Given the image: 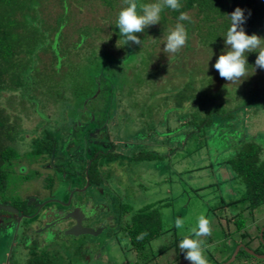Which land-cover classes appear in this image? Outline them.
<instances>
[{"label":"rangeland","instance_id":"obj_1","mask_svg":"<svg viewBox=\"0 0 264 264\" xmlns=\"http://www.w3.org/2000/svg\"><path fill=\"white\" fill-rule=\"evenodd\" d=\"M83 1L81 5L72 2L64 13V25L60 26L62 47L60 51H54V59L49 52L37 53V65H41L34 71L37 90L31 92V99L20 100L16 92L4 93L0 106H3V114L21 127L23 138L16 139V148L21 154L28 150L31 140L40 138L45 130L55 139L57 136L62 138L63 143L59 147L75 151L77 145L82 146L80 137L85 131L82 124H95L90 140L95 142L101 133L110 143L104 144V148L112 147L114 153L122 154L110 163L99 159L105 180L101 193L87 191L77 195L79 203L92 205L93 202L100 206V212L88 225L91 227L93 223L101 222L103 229L95 236H58L57 232L40 235L43 227L40 214L30 220L24 219L20 225L21 230L29 226L32 230L41 227L39 233H30V238L34 239L31 243L29 239L24 242L14 226L9 225L12 218L0 217V264H24L30 258L31 250L55 259L57 264H190L179 249V242L185 236L195 238L191 236L190 229L201 215L209 219L212 230L210 236L199 238L204 241L202 249L208 264L214 259L225 258L226 254L231 256L239 246L234 245L236 235L243 232L244 241H248L257 234L258 228H262L264 205L252 212L243 209V186L228 171L220 170L217 163L230 155L234 139H238L242 132L259 135L264 140V105H251L238 114V128H232L235 130L231 133L223 126L219 128V123V129L210 125L206 129L209 133H201H206L210 139L208 146L202 148L199 147L200 138L194 140L197 134H191L190 138L183 134L196 126L184 123L191 115H204L208 106V87L216 92L221 90L220 84H227L229 91H218L213 98L226 97L237 104H247L255 98L248 87L256 85L253 80L257 77L264 83V70L246 71V76L235 83L226 81L213 67L216 58L225 53V47L222 51L201 50L197 46V36L193 34L189 39L190 50L180 53L183 47L178 53L167 56L163 51L165 38L174 27L157 35L145 33L146 27L139 36L136 33L142 41L140 45L131 42L129 48L124 46L123 49L120 41L113 37L114 25L109 24L114 12L100 0H80L79 3ZM40 10L42 17L50 23L61 12L58 0H46ZM152 27H159V23ZM258 36L264 38V28ZM189 82L191 85L188 87ZM105 113H109L108 121ZM78 117L80 121L68 131L71 119ZM164 120L168 140L165 133L162 136L157 133ZM150 128L157 136L147 134ZM159 136L164 143L158 144ZM176 139L178 150L172 144ZM140 144L145 149L159 152L168 151L164 146L168 144L173 150L157 163L130 159L134 147ZM84 149L81 152H85ZM79 157L80 154L71 159L76 161ZM55 163L60 162L56 160ZM22 164H26L24 160ZM38 167L41 171L34 175L32 168ZM26 168L25 173L16 172L10 177L7 195L28 201L29 198H46L49 193H57V177H52V190L46 186L52 175V170L47 171L46 163L33 167L26 165ZM59 183L61 192L65 191L66 181ZM115 200L128 203L130 209L156 200L165 204L159 211L162 231H166L146 245L145 257L129 249L128 238L117 219ZM48 206L58 205L50 203ZM236 212L241 213L240 217L234 218L235 222L225 218ZM178 217L184 220L182 229L175 227ZM239 222L243 227L238 230ZM68 224L69 221H63L62 227ZM251 242L250 246L256 245V240ZM232 264H264V259L241 255L239 261Z\"/></svg>","mask_w":264,"mask_h":264},{"label":"trees","instance_id":"obj_2","mask_svg":"<svg viewBox=\"0 0 264 264\" xmlns=\"http://www.w3.org/2000/svg\"><path fill=\"white\" fill-rule=\"evenodd\" d=\"M45 1L46 0H0V105L3 103L2 96L4 93L16 92L20 100L26 99L29 101L31 99V92L37 90L34 71L41 65H37V53L40 51H45V53L49 52L52 55V59H54V51H60L62 47V27L60 28V26L64 25L66 17L64 13L68 10V6H71L72 2L80 5L84 4V1L83 3H79L80 0H58L61 12L56 14L53 22L50 23L42 17L40 10ZM100 1L114 12L113 19L109 22L111 26L112 24L114 25L115 31L113 30V37L120 41L123 49L124 46L129 48L131 42L125 44L124 38L119 34V28L116 26L118 13L125 7L123 0ZM136 2L139 12L140 5L154 3L156 0H136ZM180 4L181 8L178 11L165 8L160 15L159 27H152V25L148 26L145 32L157 35V33L161 31L165 33L168 28L175 27L178 22L182 23L188 35L184 49H182L180 53H184L183 50H190L189 39L191 34L197 36V46L201 50L206 48H211L210 50L213 49L215 51L224 50V36L230 27V20L227 15H230L238 7L244 11L245 22L242 27L247 35H258L264 28V0H180ZM180 12L187 13L190 20L178 21ZM43 24H46V27H43ZM97 29L99 30L98 27ZM140 34H142V32ZM140 34L138 33V36ZM257 56L258 52L246 53L248 63V65H246L247 72H252L253 69L262 70L255 68ZM217 59L218 58H216V60ZM257 78L253 80L256 84L254 87L249 86L248 83L249 93H254L253 97L256 99L254 98L248 101L247 104H237L234 100H230L231 98L226 97L214 99L213 97L218 91H229L227 84H220L222 86L221 90H217L216 92H213L209 87L207 88L206 85V100L208 106L204 109L205 113L203 116L199 117L195 115L188 117V120L184 124L190 127H196L192 130L184 131V136L190 138L191 134H197L194 140L197 141V139L200 138L199 147L202 148L208 146L207 141L210 139L205 135L207 132L209 133V130L206 131V129L210 125H214V129H217V124L219 123V128L223 126L228 133L237 129L239 125L237 122L238 114L246 111L251 105H264V83L260 80V77ZM190 85L189 82L188 87ZM2 107L0 106V203L1 205H8L15 208L17 214H32L37 209L33 206V202L28 204L26 198L24 201L7 195L10 177L16 172L17 174L25 173L24 169L26 165L33 167V165L49 163L51 154L56 152L57 144H61L63 141L59 136L55 139L52 133L45 130L40 138L36 137L32 139L28 150L21 154L16 148V142H18L16 139L18 137H21V139L23 138L20 134V132H22L21 127H19L16 122L11 121V117L9 118L7 114H3ZM105 115L108 121L110 118L109 113H105ZM71 120V124L68 127L69 129H67L68 131L75 122L80 121V118H72ZM95 120L94 118V121ZM102 121L103 119H101L100 122ZM163 127L159 126L157 133H159L160 136H162V133H165L166 140H168L170 138H168L169 136L167 137L168 129L166 120L163 121ZM232 128L235 129L232 130ZM42 131H44V129H42ZM152 131L151 128L148 129L147 134L150 136H157L156 134H152ZM205 131V135L201 134ZM64 134L65 133H63V135ZM58 141L60 143H57ZM234 141L230 148V155L221 159L217 163V166L220 167V170L223 169L228 171V173L233 176V179L243 186L244 197L242 201L245 204L243 209L252 212L264 205V140L260 139L259 135H247V132H242L240 137L238 139L235 138ZM161 143L164 142L160 137L158 144ZM172 144L175 145L174 149L179 146L177 139L176 141H172ZM69 145L71 146V143ZM166 145L164 146L167 147L166 149L168 151L173 150L169 148L171 145ZM168 151H165V153L164 151L159 152L145 149L140 144L134 147V151L130 154L129 158L139 162L151 161L152 163H157L168 155ZM118 156L122 157V154L109 151L106 152L105 155H98L96 159H91L90 165L86 170L89 187H102V183H105L102 172L100 171L103 165H99V159L103 158L105 162L110 163L117 160ZM23 160L26 163L24 165L22 164ZM55 164L58 165L57 163ZM32 169L34 175H37L41 171L39 167ZM29 176H31L30 173ZM53 176L54 173L52 172L51 178H49V182L46 184L48 189L52 188ZM112 192L115 194V198L118 199L115 190ZM163 205L165 204H163L161 200H156L155 202L146 203L134 209H130L128 203L122 201L116 202L115 212L117 214V219H119L120 228L123 234L128 238L127 243L129 249L138 256L145 257L144 250L146 245L157 238L160 233L166 231H162V221L159 211V208ZM240 213H232L230 218H228V215H226L227 217L225 218L235 222L236 219L234 218L240 217ZM10 214L13 213L0 209V217L8 218ZM238 221L241 220L238 219ZM226 222L229 223L228 221ZM237 226L238 230L240 227H243L241 222L237 223ZM261 227L263 229L261 236H259L260 228H258L257 234L248 241H244L243 239L245 233L235 234L237 239L234 240V245L242 244L256 254H264V224ZM145 233L146 235H143ZM234 233L236 232L234 231ZM234 233L231 235H234ZM141 235H143V239H138ZM253 240H256V245L252 247L250 244L253 243L251 242ZM241 255L247 257L252 256L243 248H240L232 262L239 261ZM225 256V258L219 260L212 259L213 261H211V264L225 262L229 259L230 254H226ZM29 257L30 258L24 264H57L55 259L44 256L38 252L35 253L32 250ZM232 262L229 264H232Z\"/></svg>","mask_w":264,"mask_h":264},{"label":"clouds","instance_id":"obj_3","mask_svg":"<svg viewBox=\"0 0 264 264\" xmlns=\"http://www.w3.org/2000/svg\"><path fill=\"white\" fill-rule=\"evenodd\" d=\"M123 4L125 7H123L118 13L116 26L119 28V34L124 38L125 44L132 42L137 45H140L142 41L139 39L136 33H141L146 27L159 23L160 15L165 8L175 11H178L181 8L180 0H156L154 3L140 5L139 12L137 10L138 5L136 0H123ZM227 16L230 20V27L224 36L225 53L218 57L214 64V68L218 71L221 78L230 83H235L238 80H242L246 76V65H248L246 53L258 52V56L255 60V68L264 70V46H262L264 45V38H261L256 34L247 35L245 33L244 28L242 27L243 23L245 22V16L244 11L241 8H236L230 15ZM184 20H190V17L187 13L180 12L178 21ZM187 35L188 34L184 25L179 22L176 23L174 29H170L165 38L163 48L164 53L167 56L178 53L185 46ZM91 117L93 122H95L93 116ZM84 125H88L89 129H87V131L90 130V124H82L81 128H83ZM107 149L108 150H105L106 152L113 150L112 147H107ZM34 200L36 199H33V201ZM40 208L41 207L36 209L33 216L27 217L25 220H30L41 214L43 219L40 221L44 223L43 221L47 216ZM20 221L17 219L15 222L18 224ZM55 225L44 229V227L47 225L43 224L42 229H40V233L50 229L51 227H54ZM175 227L177 229H182L184 227V220L179 217L176 218ZM59 228L63 229L65 227L62 228L61 226ZM96 228H100L102 231L103 226H98ZM66 229H64V231ZM211 231L209 219L206 218V216L201 215L197 218L196 225L190 229L191 236L195 238L185 236L180 240L179 249L185 253V259L188 260L190 264H208L207 258L204 255V251L202 249V244L204 241L199 238L210 236ZM143 235H146V233ZM143 235L138 237V239H143ZM62 236L65 235L62 234ZM23 240L25 242V239ZM238 245H240V248L245 247L242 244Z\"/></svg>","mask_w":264,"mask_h":264},{"label":"flooded vegetation","instance_id":"obj_4","mask_svg":"<svg viewBox=\"0 0 264 264\" xmlns=\"http://www.w3.org/2000/svg\"><path fill=\"white\" fill-rule=\"evenodd\" d=\"M92 126V125H90ZM86 127L88 125H84L83 129L84 135L80 137L82 146H76V150L74 151L73 149L69 147H59L60 144H57L56 152L52 153V157L49 159V163H46L47 170H52L54 173V177L56 179V185H57V193H49L46 198H39L33 201V199H28L27 203L33 202V206H35L37 209L41 207L44 211V214H46V219L43 221L45 225H48L54 221H58L61 219L66 213L72 211L74 208H79L80 209V221L81 225L85 227H90L88 225L89 222H93L95 217L97 216L99 210H101L99 205L93 204H82L77 202V195L82 193V192H87L90 191L91 193L97 192L101 193V187H95V186H90L88 184V178L86 176V170L90 165L91 159L94 158L96 159L98 155H105L106 151L108 149L104 148V144L106 145L109 142L107 139H104L103 135L99 133L100 137L95 138V142L93 140H90L89 135L90 133H93L92 130L96 126L93 125L90 127V130L87 131ZM72 133V132H71ZM98 135V136H99ZM79 137V136H78ZM78 137L76 140H78ZM71 138V137H70ZM88 138V141L86 140ZM104 141H106L104 143ZM57 143H60L59 141ZM101 144V145H100ZM82 147V148H81ZM87 147L86 149H84ZM85 150V152H81L82 150ZM73 151V152H72ZM87 151V152H86ZM80 154L81 157L79 159L77 158L76 161H73L72 159L75 158L76 155ZM72 158V159H71ZM56 160H59L60 163H57L58 165L55 164ZM100 165V164H99ZM64 180L66 181L67 188L65 191L61 192L60 189V184L59 181ZM52 190V188H51ZM60 190V191H59ZM102 195V194H101ZM76 201V203L73 205V203ZM47 202V203H46ZM46 203V204H44ZM54 203L58 206H52V208H49L48 204ZM46 208V209H45ZM36 211V210H35ZM35 211L32 214H25V213H19L17 215L10 214L9 217L12 218L11 224L14 226V230L17 234H19L20 237L33 243L34 239L30 238V233L31 232H39V229L41 227H35L33 230L30 229L29 227H23L22 230L20 229L21 222L23 219H26L27 217L33 216ZM43 214V215H44ZM20 217L21 221L16 224L15 221ZM107 217V216H106ZM108 218V217H107ZM16 226H15V224ZM74 222H70L68 226L65 228L61 229L59 227L62 226V222H58L54 227H51L50 229L40 233V235H44L49 232H53L54 234L57 232L58 236H62L64 229L69 228L70 226H73ZM94 227L96 228L97 226H100L102 223H93Z\"/></svg>","mask_w":264,"mask_h":264},{"label":"water","instance_id":"obj_5","mask_svg":"<svg viewBox=\"0 0 264 264\" xmlns=\"http://www.w3.org/2000/svg\"><path fill=\"white\" fill-rule=\"evenodd\" d=\"M76 203V201L73 203V205ZM1 209L5 210V211H8L10 213H14V214H17V210L11 206H8V205H2L0 206ZM80 216H81V213H80V209L79 208H74L72 211L66 213L61 219H59L58 221H54L52 223H50L49 225L45 226L44 229L50 227V226H53L55 224H57L58 222H63V221H69V222H74L73 226H70L68 229H66L63 234L65 236H73V237H78V236H81V235H91V236H95L97 234L100 233L101 229L100 228H92V227H85V226H82L81 225V219H80ZM20 217L18 218V221H20ZM261 233H262V229L260 230L259 232V236H261ZM244 250L256 257V258H264V255H259V254H255L253 251L249 250L248 248H245L243 247ZM240 249V245L237 246L235 248V250L232 252L231 256L229 257V259L221 264H229L231 263L238 250Z\"/></svg>","mask_w":264,"mask_h":264}]
</instances>
